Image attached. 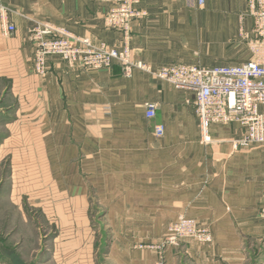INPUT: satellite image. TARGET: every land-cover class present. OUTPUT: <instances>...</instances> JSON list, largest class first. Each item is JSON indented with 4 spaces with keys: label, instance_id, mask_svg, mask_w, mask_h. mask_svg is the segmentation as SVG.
Segmentation results:
<instances>
[{
    "label": "crops",
    "instance_id": "crops-1",
    "mask_svg": "<svg viewBox=\"0 0 264 264\" xmlns=\"http://www.w3.org/2000/svg\"><path fill=\"white\" fill-rule=\"evenodd\" d=\"M0 1L15 11L9 21L16 27L2 37L0 17V79L12 86L3 89L1 102L19 98L17 111L31 115L52 191L68 199L66 209L79 212L71 221L86 233L91 254L97 257L104 249L101 264H157L151 246H160L170 224L182 218L209 228L213 243L167 246L164 264H264V145L238 147L246 133L238 124L210 126L212 142L204 143L193 92L175 90L139 70L127 75L116 62L107 70L80 71L51 57L47 75L35 74L28 35L39 24L122 50V34L105 26L106 0ZM141 8L145 16L133 24L130 42L136 61L157 69L236 67L253 60L248 0H204L202 6L198 0H141ZM148 103L158 106L151 120ZM3 125L8 128L9 120ZM158 125L164 127L161 138L155 134ZM7 184L0 180L4 229L11 225L4 211L15 208L18 189L6 194ZM5 194L10 201H4ZM93 204L102 211L97 223L103 222L106 234L89 229L86 216ZM76 228L71 231L77 240L70 243L77 247ZM21 231L2 236L4 247L28 264H57L59 236L42 257L40 237L34 233L35 244L28 245ZM0 264L11 263L0 258Z\"/></svg>",
    "mask_w": 264,
    "mask_h": 264
},
{
    "label": "built area",
    "instance_id": "built-area-1",
    "mask_svg": "<svg viewBox=\"0 0 264 264\" xmlns=\"http://www.w3.org/2000/svg\"><path fill=\"white\" fill-rule=\"evenodd\" d=\"M110 4L105 26L123 36V48L118 50L102 43L95 46L89 38L70 33L66 28L45 23L29 30L28 43L33 49L31 68L42 77L48 73V60L60 58L72 70H107L116 62L129 75L134 70L164 81L175 90L193 92L194 111L198 117L204 143L212 139V125L238 124L246 130L237 146L247 149L254 144L264 145V0H248V15L254 20L253 35L248 48L253 60L236 67L205 68L185 64H170L154 69L151 65L132 58L130 42L133 24L145 16L141 0H106ZM199 5L204 0H198ZM15 11L0 1V17L5 36L16 32L9 16ZM156 103L146 104V116L154 119ZM158 138L164 136V127L155 128ZM186 240L211 244L209 228L193 219L182 218L170 224L160 246H151L158 252L157 264H164L163 251L167 246L178 247ZM144 247V246H142ZM147 247V246H146Z\"/></svg>",
    "mask_w": 264,
    "mask_h": 264
},
{
    "label": "rangeland",
    "instance_id": "rangeland-1",
    "mask_svg": "<svg viewBox=\"0 0 264 264\" xmlns=\"http://www.w3.org/2000/svg\"><path fill=\"white\" fill-rule=\"evenodd\" d=\"M1 31V36L7 37L3 33L2 24ZM4 88H6V91L10 90L12 88L11 82L0 79V112L7 109V111H4L5 114L0 113L2 114L0 115V180L4 183L8 182L6 194L8 188L10 189V195L15 188L18 189L12 197L15 208L11 211L6 210L3 214L7 213L6 216L11 221V225L4 229L3 221L5 220L0 219V240L5 234L21 228L24 230L21 232L27 235L28 245L35 244L34 239L40 237L39 241L44 244V255H42L44 257L52 239L59 236L61 243L59 242L57 264H101L102 250L104 249L97 257L91 254V247L86 248L87 239L83 238L86 233L81 228H76V224L71 221L72 217L77 218L79 212L66 209L67 203L69 204L68 199L62 198L61 194L52 191L49 167L34 120L28 112L19 113L17 111L20 105L19 98L16 99L11 95L10 98H5L1 102L4 96L2 92ZM27 103L30 105V98H28ZM8 120L10 126L5 128L3 124ZM3 141L5 142L3 143ZM6 194L4 201H10L11 196ZM92 202L95 203L93 200ZM81 212L82 214L85 212V215H87L86 210H81ZM101 214L102 211L94 205L86 216V218L90 217L92 221L89 229L92 230V233L96 232L97 235L99 229L106 234L103 222L100 220L101 223H97L100 217L103 216ZM1 215L2 210L0 209ZM73 228L78 229L80 234L81 241L80 244H77V247L76 245L72 246V242L70 243V241L76 239L74 238L76 237V231H73V234L71 231ZM17 233H20V231H17ZM34 233L35 238L31 239ZM92 236H95V234H92ZM42 237H47L46 242L41 239ZM1 243H3V240H1ZM101 248L104 247L101 246ZM0 258L5 259L1 255ZM40 259L41 255L36 260L40 261Z\"/></svg>",
    "mask_w": 264,
    "mask_h": 264
},
{
    "label": "water",
    "instance_id": "water-1",
    "mask_svg": "<svg viewBox=\"0 0 264 264\" xmlns=\"http://www.w3.org/2000/svg\"><path fill=\"white\" fill-rule=\"evenodd\" d=\"M0 253L11 264H28L18 255L15 250L5 248L2 243H0Z\"/></svg>",
    "mask_w": 264,
    "mask_h": 264
},
{
    "label": "trees",
    "instance_id": "trees-1",
    "mask_svg": "<svg viewBox=\"0 0 264 264\" xmlns=\"http://www.w3.org/2000/svg\"><path fill=\"white\" fill-rule=\"evenodd\" d=\"M0 243H1V240H0ZM0 255L2 256V254L0 253ZM3 257V256H2Z\"/></svg>",
    "mask_w": 264,
    "mask_h": 264
}]
</instances>
